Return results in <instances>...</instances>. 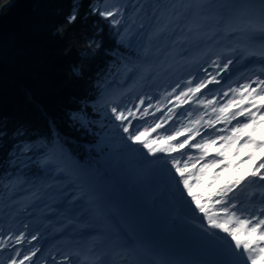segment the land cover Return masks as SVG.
<instances>
[{"label":"trees","instance_id":"obj_1","mask_svg":"<svg viewBox=\"0 0 264 264\" xmlns=\"http://www.w3.org/2000/svg\"><path fill=\"white\" fill-rule=\"evenodd\" d=\"M74 2L83 7L70 25L66 17ZM93 2L0 0V196L10 174H27L37 153L57 144L75 148L77 156L83 150L100 155L99 161L112 167L137 162L139 154L122 148L111 112L98 100L108 80L126 66H140L146 74L160 68L164 45L149 41L156 28L149 7L154 0H103L124 13L115 27L88 15ZM192 2L201 5V0ZM140 4L144 9L135 11ZM93 40L99 46L89 48ZM146 80L142 75L139 83ZM73 113L83 114V125L70 118ZM25 145L31 150L22 152ZM149 181L144 177V184Z\"/></svg>","mask_w":264,"mask_h":264},{"label":"snow or ice","instance_id":"obj_2","mask_svg":"<svg viewBox=\"0 0 264 264\" xmlns=\"http://www.w3.org/2000/svg\"><path fill=\"white\" fill-rule=\"evenodd\" d=\"M81 7L83 5L78 2L73 3L72 10L66 17L67 24L71 25L77 22ZM149 7L152 9V18L156 22V28L149 37L150 42L153 39L167 42L173 40L174 36L188 39L187 33L204 27L203 21L206 17L203 13L207 9L198 3H193L192 0H154ZM244 7L258 16V23L252 27L264 34V0H254ZM142 9H144V4H140L135 11L139 12ZM88 15L99 17L115 27L121 24L124 13L119 6L108 7L104 5L103 0H94L88 5ZM181 22H183V27ZM140 26L143 27V25ZM229 30L235 29L230 28ZM124 31L126 33L128 30ZM118 35L123 42L124 35L119 32ZM176 44L177 41L173 40V47ZM88 46L91 48L99 45L93 40L89 42ZM159 50L157 49V51ZM257 54L264 57V47H261L258 52L251 53L253 56ZM231 63L232 60L228 59L223 68L227 70ZM211 66L220 67L216 61H212ZM126 70L133 71V67L126 66ZM204 71L206 73L204 78L193 76L184 82L185 87L180 91L177 92V89L180 88V84H177L168 92V97H172L168 103L173 104V107L167 108V112H164V109L159 105L155 107L154 112H149L152 105L143 107L142 110L137 107L135 111L132 108L118 109L112 105L110 106L111 116L118 122L116 127L122 129L127 141L140 145L149 156L157 157V160L151 163L171 164L175 173L180 177V183H182L187 196L191 198V203L207 220L208 228L225 235L227 239L216 235V232H209L208 229H205L208 237L223 241L221 248L223 258L215 261L214 264H264V206L253 212H248L236 197L238 191L255 184L256 181L264 182V171H262L264 170V158L258 164L253 162L257 153H264V77L256 76L255 79L239 83L236 87H229L222 93L223 97L227 99L221 102L217 99V94H213L212 89H209V85L221 83V80L217 79L219 73L212 74L207 72V69ZM205 89L208 91L203 92ZM139 104L144 105V99H140ZM189 104H195L204 111L192 118L195 109H186L185 113L180 115L181 120L185 116L189 117L186 123H181L178 127L165 128V125L174 118L175 109ZM137 112H140L139 119L141 120L149 115L155 116L156 112L164 114L151 124L134 126L132 120L138 118ZM70 118L83 125L84 116L82 113H73ZM233 121L236 123L233 124ZM218 124L231 125L230 129H227V135H214L209 132L210 129H216L219 133H225L226 128H217ZM134 128L135 130H133ZM158 129H163V133L158 132ZM153 133L156 135L152 136ZM258 133L261 137L259 140L256 139ZM2 134L0 132V135ZM17 135H23V132L18 130ZM181 137L184 139H180ZM197 137H200L198 141H196ZM193 141L196 142L193 143ZM236 144H240V148L236 152L237 157L241 154L251 153L247 160L242 161L243 163H253V170L249 175L241 179L230 180L225 187L211 195L208 194V191L199 195L195 194L194 189L199 187L202 179H206L209 175L212 176L209 184V190H211L212 186L233 167L229 155L231 148ZM185 149L198 150L200 155L193 157L182 151ZM20 150L28 152L31 148L25 145ZM213 150H215L214 156L212 155ZM51 151L54 155L55 145L52 146ZM176 153H180L181 156L174 155ZM161 155L170 157V160L161 161ZM210 156L211 159H209ZM50 162L46 156L44 165L46 166ZM221 165L223 167H220ZM235 167L239 169L240 165L237 164ZM216 168L220 170L213 175V169ZM190 169H196V171L192 172ZM193 180L195 183H192ZM25 239V235L20 234L16 236L15 244H21ZM35 239L36 236L33 235L28 243ZM0 243H4V246L7 247L5 242L0 241ZM119 247L124 251L134 253L137 245L128 241H120ZM38 251L39 249H35L20 260L10 258L8 264H25V261H31ZM15 255L19 256L20 252L17 251ZM64 264H73V262L65 257ZM100 264H107V262L101 261Z\"/></svg>","mask_w":264,"mask_h":264},{"label":"rangeland","instance_id":"obj_3","mask_svg":"<svg viewBox=\"0 0 264 264\" xmlns=\"http://www.w3.org/2000/svg\"><path fill=\"white\" fill-rule=\"evenodd\" d=\"M252 0H244L245 5L252 3ZM230 21L226 20L223 25H227V27L229 26ZM241 31H246L249 35L253 36H257L258 34H262L259 31H256V29H254L253 27H244ZM213 34L210 35H205L203 36L201 39H196V40H190L189 39H185L181 43L183 44V47L180 48V52L182 53L181 55H183L182 57H180L179 59H177V61L179 62V64H181V66L183 64H190L192 63V58L195 56V54H204L205 55V60H207V64H209V67L206 65L205 63L202 66H199L197 68V70L194 71L193 76L197 77V78H204L206 76V73L204 71V69H207V72L212 73V74H217L219 73V75L217 76V79L221 80L220 84H213L212 86L209 85V89H212L213 94H215V90L219 92H221L219 95H217V99L221 100L223 99V91L227 90L230 85L232 84V82H230V78L236 76V73L238 72L237 70H235L238 66L231 68L232 65H234V61L235 58H243L244 61H247L249 59V57L251 56L250 53L247 54H240V41L237 42H233V43H229L228 48H231L229 52L224 53V50H218V51H214L212 54L209 53L208 49L205 50H201V48H199L198 46H201V42L211 36ZM190 37V36H189ZM258 38V37H257ZM259 39V38H258ZM260 40V39H259ZM261 41H264V39H262ZM203 45V44H202ZM196 47H198L199 49H196ZM247 56V57H246ZM228 59L232 60V63L228 65L227 70H225L223 68V65L225 63H227ZM212 61H216L220 67H214L211 66L212 65ZM244 65V62H242ZM241 63V64H242ZM240 64V65H241ZM239 66V69L243 66ZM192 67V66H191ZM203 67V68H201ZM178 68V67H177ZM211 68L214 69V71H211ZM182 69V68H181ZM235 70V71H234ZM186 70L183 69L179 75H178V79H190L192 77H189L188 75H184L182 73H184ZM190 73V72H188ZM169 76L164 75L163 80H167L170 79L168 78ZM237 82V81H236ZM195 83V81H194ZM208 89L203 90V92H207ZM217 94V93H216ZM144 97V100L147 99V94H142ZM136 95H134V97L132 99H130L127 103L129 108L132 107L133 111L136 110L137 107H140L141 110L143 109V107H148L149 105H152L151 108H149V112H152L153 110V106L155 103H157L159 101V98H153L147 102L144 103V105H140L139 101L142 98L139 99H135ZM231 96V93H230ZM105 100V99H104ZM133 101V102H132ZM195 111L193 112V117L194 118L199 112L204 111L202 108H199L198 106L195 105L194 107ZM155 110V109H154ZM154 112V111H153ZM140 116V112H137V119L132 120V123L134 126H143L144 123L146 122V124L148 122H150L151 117H153L152 115H149L148 118H145L143 120L139 119ZM131 119V118H130ZM207 119V117H206ZM143 121V122H142ZM187 122V121H186ZM137 123V124H135ZM223 128H226V131L223 135H227L228 131H227V127L224 126ZM119 131H117V133L119 134L120 137V141L123 142V146L122 148H125L126 151L129 152L130 155H136L135 153L139 154L138 156V163H143V165H147V166H154V171L152 174V177H154L157 180L161 179V175L160 173H162V176H167L165 177V187L163 188L164 192H163V196L162 198H159V196H154L150 193H146L145 197L149 198L150 200L148 201H140L143 205L147 204L148 205V212L149 215L148 217H146L144 215V212L141 211L140 207L135 208L133 205V202H131L130 200L126 199L122 192L121 193H115L117 195V199L114 200V198L112 199V197L109 195V193H105L104 194V199L105 201H107L108 203L111 204L112 207H116L117 206V202L121 200L123 205H128L129 208L126 209V206L120 208L119 210V214L120 215H125V213H127L129 215V218H131L130 220H126L124 223L127 224L126 225V230H127V235L123 236V234L120 232L119 230V226L116 227V230H112L111 234H104V233H100V231H98V233L92 232L90 230L88 231V234H86L87 236H89L91 239L88 242V246L91 248L92 246V242L93 240H98L99 242H103V239H105V243L102 249V254H104V256L110 258V254L113 253L114 256L116 255H120V254H126V256H123V258L127 259L130 257L131 252H123V250L119 247V243L120 241H128L130 243H134L136 245L143 243L142 240V233L144 231H147V235L150 233V227L147 225V228H145L144 230L142 229L140 223H137L135 221V217H134V212H130L132 211V209L130 207L133 208V211H135V213L137 214V216L142 217L143 218V222L147 223V222H151L152 224H155L156 226H158L159 228H163L162 225L159 224V219L160 217L163 218V220H165L167 222L166 224V228L167 230L171 231V232H182V233H186L188 231L189 228H186L185 226H189V227H194L195 229H198L201 232V238L199 237V235L196 233L194 234V231H190L191 234V238L192 240L196 239V238H200L201 244H203L205 247H208L210 250L212 251H221V248L223 247V241H213L211 237H208L206 233H203V231L198 227L200 225L201 228H203L204 226L208 225L207 224V220H205L204 218H201L198 220V213H195V205L191 203L190 197L189 199L187 198V193L186 191L183 189V185L182 183H180V177L175 173V170L171 167L170 163H163V162H155V163H148L145 164L144 161H156L157 157H152L149 156L147 154V151L144 150L140 145H136V144H132L130 141H127L126 139V135L122 132V129H119ZM135 130V128L133 129ZM203 131V130H202ZM155 133L152 134V136ZM215 135V133H212ZM218 135H222L221 133H219ZM200 138V137H197ZM246 138V137H245ZM260 134L258 133L256 135V139L259 140ZM240 148V144H236L234 145L231 150H230V156H234V159L240 160L239 162V169H237L235 167V165L233 167H231L217 182L215 185L212 186L213 192L211 194H213L214 192L219 191L220 188L225 187L228 182L230 180H234V179H241L243 177H246L249 175V173L253 170V163H243L242 161H245L248 159V155H250L251 153L249 152L248 155L245 154H241L239 157L236 156V152L237 150ZM131 149V150H130ZM184 152H187L189 155H192L193 157H196V155H200L198 150L195 149H186L183 150ZM212 154H215V150H213ZM178 157L181 155L180 153L176 154ZM264 158V153H257L254 158H253V162L258 164L261 159ZM170 160V157L167 156H162L161 155V161H168ZM220 167H223V165H221ZM197 168H199V165H197ZM220 169L216 168L213 169V175L215 174V172H218ZM190 171L195 172L196 169H190ZM122 179L127 181V182H132L133 178L131 177H127V175H123L121 174ZM130 178V179H128ZM153 178V179H154ZM212 176L211 177H206V179H202L200 182L199 187L195 188V194L199 195L201 193V185L203 186H207L205 189L209 192V184L211 182ZM170 181L172 182L170 185H168L167 187V182ZM207 181V182H205ZM258 181H256L257 183ZM158 183V182H157ZM192 183H195V180L192 181ZM255 183V184H256ZM264 183V182H261ZM255 184L249 185L254 187ZM248 187V186H247ZM246 187V188H247ZM167 188L170 189L169 192L166 193ZM246 188L243 189L244 190V195H241L240 197V201H242L243 203L245 202L244 199H246L245 195H246ZM178 193V194H177ZM177 194V196H175V198L173 199V201L177 202V203H169V202H165L164 200L162 201L163 197L165 195H169V196H173ZM210 194V195H211ZM186 197V198H185ZM166 199V198H165ZM254 201L255 199L252 198ZM154 206H152V205ZM35 207L33 206V204H30L26 207L25 210H27L28 212H24V216L21 219H24V223L22 224V227H26L28 224H30V221H37L35 219H31L28 217H31V213L32 210ZM147 208V207H146ZM169 208H173L175 212L180 213L179 215H175L173 217H168L166 216L167 213L169 212ZM245 208L248 212H250V210L248 209V203H245V206L243 207ZM117 213V214H118ZM185 218H183L182 216ZM165 216L167 218H165ZM141 218V219H142ZM194 218V221H193ZM42 222H45L44 220H42ZM46 223V222H45ZM81 224H83V227L86 228L88 227L89 223V216L87 214V212H84V219L80 222ZM121 226V225H120ZM30 229V226L27 228ZM95 230V229H94ZM45 231L48 230H44V228H39V231H35V230H30L28 233L31 232V235L28 237L27 241L24 243L23 246H25V248L20 252L19 256H24V252L25 251H29L28 254H30L31 251L35 250V249H39V251L37 252L36 256H34L32 258L31 261H25V264H56L57 260L51 256H44V253L46 251V248L49 247H59V246H63L65 244H70L69 240H68V236H72L73 238L79 237L84 239L85 235H82L81 232L83 230H74L71 235H67L65 236L64 233H59L58 236L63 238V242L57 241L55 243H51L50 241H52V239L48 238V235ZM216 231V230H215ZM130 232V234H129ZM71 233V232H70ZM36 239L33 240L31 243H28V240H30L31 236L36 235ZM223 234V233H222ZM224 239H227L226 237H224ZM241 239H243V237H241ZM64 243V244H63ZM113 244H118V246L113 249ZM48 244V245H47ZM144 244V243H143ZM113 249V250H112ZM112 250V252H111ZM13 249H9L7 251H2L1 255L2 257L0 258V261L4 258L5 262H0V264H8L9 259L10 258H15L17 260L23 259V258H19V256H16L15 253L17 252ZM10 255V256H9ZM9 256V257H7ZM37 258H39L38 260H36ZM43 258V259H42ZM53 260V261H52ZM52 261V262H51ZM61 263V261H60Z\"/></svg>","mask_w":264,"mask_h":264},{"label":"bare ground","instance_id":"obj_4","mask_svg":"<svg viewBox=\"0 0 264 264\" xmlns=\"http://www.w3.org/2000/svg\"><path fill=\"white\" fill-rule=\"evenodd\" d=\"M250 47V43H249V41H246V44L243 46V48H246V49H248ZM233 158V157H232ZM232 162V164H234V160H232L231 161ZM186 228H189L190 230H193V228H191V227H189V226H185ZM200 245H201V241H200ZM184 249H186V250H188L189 252H190V254H191V256H192V263L191 264H201V262L198 260V261H195L196 260V258H198L197 257V254H196V252H195V250L192 248V247H190V246H184L183 247ZM207 249V248H205V247H203V246H201V247H199V250H200V252L202 251V249ZM196 254H194V253ZM215 252V251H214ZM216 254H213L212 256H209L208 258H207V264H209L210 262H215V261H217V260H220V259H222L223 257H222V254L221 253H217V252H215ZM158 255H162L161 253H158ZM199 259V258H198Z\"/></svg>","mask_w":264,"mask_h":264}]
</instances>
